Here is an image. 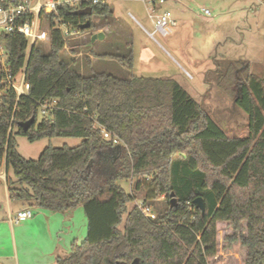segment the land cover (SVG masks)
Instances as JSON below:
<instances>
[{
	"label": "trees",
	"instance_id": "1",
	"mask_svg": "<svg viewBox=\"0 0 264 264\" xmlns=\"http://www.w3.org/2000/svg\"><path fill=\"white\" fill-rule=\"evenodd\" d=\"M112 14L100 2L91 15L63 16L84 32L86 20ZM50 35L48 50L42 42L29 49L20 34L0 36V156L11 200L86 214L85 240L53 264H210L219 251L218 223L232 228L229 245L245 248L244 264H264V78L250 72L249 61L218 64L215 72L216 84L248 116V134L231 137L175 79L95 71L89 57L82 73L63 56V30ZM116 60L133 71V54ZM19 75L30 85L23 94L12 85ZM33 116L27 131L19 126ZM17 135L81 143L49 145L33 160L18 152ZM130 180L131 191L122 184ZM138 197L155 219L130 205Z\"/></svg>",
	"mask_w": 264,
	"mask_h": 264
},
{
	"label": "rangeland",
	"instance_id": "2",
	"mask_svg": "<svg viewBox=\"0 0 264 264\" xmlns=\"http://www.w3.org/2000/svg\"><path fill=\"white\" fill-rule=\"evenodd\" d=\"M107 3L113 14L94 16L93 26L70 35L63 50V56L75 61L80 72H87L85 63L89 57L95 71L125 78L132 75L173 78L229 136L248 134L247 114L216 84L215 72L218 64L224 67L228 61L241 59L249 61L252 74L264 78V0H167L156 4L152 0H107ZM203 7L211 11L210 16L203 12ZM167 11L177 25L167 27L164 32L156 29V21L158 15ZM97 33L103 36L93 40ZM42 45L49 49V42ZM4 51L0 47V53ZM130 53L134 56L132 72L116 60V56ZM22 78L19 75L16 82L21 83ZM42 118L40 111L38 123ZM16 140L18 152L33 160L49 145L75 147L81 143L79 138L57 136L31 142L26 136L17 135ZM1 170L6 171L4 163ZM9 175L13 176L12 169ZM133 182L122 184L131 191ZM142 201L138 197L130 205ZM243 226L242 232L246 223ZM217 229L219 251L210 264H244L245 248L239 241L229 245L226 239V235L233 233L232 228L218 223Z\"/></svg>",
	"mask_w": 264,
	"mask_h": 264
},
{
	"label": "crops",
	"instance_id": "3",
	"mask_svg": "<svg viewBox=\"0 0 264 264\" xmlns=\"http://www.w3.org/2000/svg\"><path fill=\"white\" fill-rule=\"evenodd\" d=\"M1 169L0 264H53L58 254L68 252L74 242L80 244L85 240L88 220L82 207L71 217L62 212L31 207L32 218L15 222L13 218L17 212L30 206L10 199L7 169L4 172ZM85 227L86 231H83Z\"/></svg>",
	"mask_w": 264,
	"mask_h": 264
},
{
	"label": "built area",
	"instance_id": "4",
	"mask_svg": "<svg viewBox=\"0 0 264 264\" xmlns=\"http://www.w3.org/2000/svg\"><path fill=\"white\" fill-rule=\"evenodd\" d=\"M163 3L165 0H152ZM106 3L107 0H0V36L3 34H20L29 41V49L37 42H50L51 30H63L65 40L68 41L70 35L78 33L75 29L73 32L69 27V21H66L63 14L65 11H73L77 14H83L85 10L99 3ZM203 12L210 16L211 11L202 8ZM177 21L173 19L171 12L167 11L157 16L156 29L166 32L169 26H176ZM67 45V44H66ZM0 47L3 48L0 43ZM66 47V46H65ZM4 50V48H3ZM5 51L0 55L4 56ZM13 87L18 94L26 93L30 87L29 83L22 78L21 83L13 82ZM45 113V111H43ZM104 136L109 138L110 132L103 129ZM117 142V139H114ZM3 161L0 156V169ZM143 214L149 219H155L156 213L147 205L137 204ZM34 211L31 207L24 208L17 212L13 218L15 222H23L32 218Z\"/></svg>",
	"mask_w": 264,
	"mask_h": 264
},
{
	"label": "water",
	"instance_id": "5",
	"mask_svg": "<svg viewBox=\"0 0 264 264\" xmlns=\"http://www.w3.org/2000/svg\"><path fill=\"white\" fill-rule=\"evenodd\" d=\"M83 14L91 15L92 14V9L85 10ZM91 25H92V21L88 19L84 23H82V24L79 25V29L85 30V29L90 28ZM102 36H103L102 33H97V34H95L93 36V40H96V39H98V38H100ZM34 122H35V116H33L30 120H28L26 122H20L19 123V126L23 127V129L25 131H27L32 126V124ZM172 202L175 203V199L174 198H173ZM194 204L196 205L197 208L201 209L202 212L205 211V208H206L205 200L202 197H197L194 200Z\"/></svg>",
	"mask_w": 264,
	"mask_h": 264
}]
</instances>
